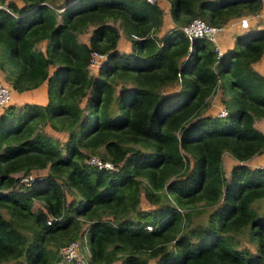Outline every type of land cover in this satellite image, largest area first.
<instances>
[{"label":"trees","instance_id":"1","mask_svg":"<svg viewBox=\"0 0 264 264\" xmlns=\"http://www.w3.org/2000/svg\"><path fill=\"white\" fill-rule=\"evenodd\" d=\"M156 1L0 0L3 80L16 93L45 85L42 104L1 107L0 264H57L74 240L86 264H264V77L251 66L264 29L218 58L181 31L257 14L264 0H164L165 30ZM92 52L104 57L95 73ZM216 88L223 117L205 113Z\"/></svg>","mask_w":264,"mask_h":264},{"label":"built area","instance_id":"2","mask_svg":"<svg viewBox=\"0 0 264 264\" xmlns=\"http://www.w3.org/2000/svg\"><path fill=\"white\" fill-rule=\"evenodd\" d=\"M147 1L151 2L152 0ZM238 24L241 28L245 29L247 26L246 19H240L238 21ZM221 30L222 26L216 27L208 25L199 18L192 19L187 25L181 28L182 33L188 40H192L194 38H205L210 41L213 45L216 58H218L222 54L220 48L217 46V34ZM103 58L104 57L102 55L96 52H92L88 61V69L95 70V68L99 66ZM12 91L13 90L8 84L0 82V108L4 107L9 103L12 96ZM225 114V109L221 108L216 113V116H225ZM85 163L89 166L95 167L98 170L113 171L115 169V167L110 162L103 161L96 155H89L88 158L85 160ZM260 167L264 168V156ZM39 176L40 175L37 176V174H34V172H30L26 175H19V186L16 189H29L32 186L33 181ZM47 224H49V219L47 221ZM58 254L60 259L57 264H86V261L89 257V251L86 248L85 243H80L79 240H74L66 245L60 246L58 248Z\"/></svg>","mask_w":264,"mask_h":264},{"label":"crops","instance_id":"3","mask_svg":"<svg viewBox=\"0 0 264 264\" xmlns=\"http://www.w3.org/2000/svg\"><path fill=\"white\" fill-rule=\"evenodd\" d=\"M159 7L163 10L164 13V21L165 25H163L162 30H165L170 26L169 24V15H168V4L164 0H157L156 1ZM242 18L246 19V28L243 29L239 26L238 21ZM264 29V2L262 3V7L260 11L257 14L254 15H242L237 18H232L228 20L224 25H222V30L217 34V46L220 48L221 52L231 49L233 45L234 37L238 34L245 33L246 31H254ZM121 49L124 50V52H128V46L126 44L123 45V42H121ZM252 69L256 71L258 74H260L262 77H264V53L261 55L260 59L253 63ZM0 79L3 80V77H1L0 72ZM14 95V97H13ZM31 96L34 100H27L28 97ZM12 98L14 103L18 104L19 99H23V102L25 103H38L42 104L45 100V85L40 84L37 88L29 90V91H23L21 93H16L15 91H12ZM16 100V102H15ZM22 102V103H23ZM263 121V120H260ZM264 122V121H263ZM262 122V123H263ZM255 123V121H254ZM261 132H264V126L263 130H260ZM256 160L252 161L255 162ZM115 264V263H112Z\"/></svg>","mask_w":264,"mask_h":264},{"label":"rangeland","instance_id":"4","mask_svg":"<svg viewBox=\"0 0 264 264\" xmlns=\"http://www.w3.org/2000/svg\"><path fill=\"white\" fill-rule=\"evenodd\" d=\"M18 4H20V3H18ZM4 9H6L5 7H3ZM62 9V8H61ZM60 9V10H61ZM59 10V9H58ZM218 27H221V26H218ZM87 35H79L78 36V38L80 39V40H82V39H84L85 37H86ZM121 42H123V45L124 44H126L127 46H128V42H126L123 38H121V41H120V44H121ZM40 46H42V44L41 45H39V47ZM128 50H130V48H129V46H128V49H127V51ZM90 72H93V73H95V70H90ZM3 73L1 72V77H3ZM0 82H3V83H5V84H8L7 82H5L4 80H1L0 79ZM174 88H177V86H174L173 87V89ZM172 89V88H171ZM26 91H29V90H26ZM172 91V90H171ZM218 92H219V88H216V90H215V92L212 94V96L209 98V106L210 105H213V107L212 106H210L206 111H205V113H207V114H210V115H215V113H216V111L217 110H219V109H221V107L219 108V109H216L215 107H217L218 105H219V102H218ZM13 97H14V95H13ZM11 101L9 102V103H12L11 105L12 106H15V107H19V106H22L23 104H25V102H23V99L21 98V99H19L20 101H18V104L16 105V104H13L14 103V101H13V98H12V96H11ZM27 100H34V99H32L31 98V96H29L28 97V99ZM15 102H16V100H15ZM23 102V103H22ZM30 103H32V102H30ZM220 106V105H219ZM5 109V108H4ZM4 109H0V112H2ZM218 116H224V115H217V117ZM263 121H260V120H255V123H254V126L256 127V128H258L259 130H263V126H264V122L262 123ZM42 129H43V131H45L48 135H50V136H53V137H56V138H58V139H60L61 141H62V139L61 138H64V136H62V137H60V132H56V131H54V130H52L51 128H49L48 126H44V127H42ZM261 159H263V158H261ZM234 163H235V161H233ZM262 163V162H261ZM248 166H249V168H253V167H259V165L258 164H256L255 162L253 163V162H251V163H248L247 164ZM222 166H223V170H224V173H225V177L226 178H228L229 177V173H228V171H229V169L231 168V166H232V163H231V161H229L228 160V155L227 154H224L223 155V160H222ZM233 166H234V164H233ZM260 166H261V164H260ZM45 172H46V170H41L40 172H39V175H43V174H45ZM37 172L35 171L34 172V174H36ZM19 175V174H18ZM67 198H69V196L67 195ZM142 203L143 204H145V202L144 201H142ZM40 205H39V203L38 202H35L34 203V207H39ZM146 206H148L147 205V203H146V205H145V209H148L149 207H146ZM47 223V222H46ZM148 227L149 226H146V229H148ZM85 246H86V248H87V244H85ZM115 264H119V262L118 261H115L114 262ZM150 264H152V262H150Z\"/></svg>","mask_w":264,"mask_h":264}]
</instances>
